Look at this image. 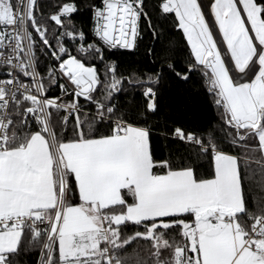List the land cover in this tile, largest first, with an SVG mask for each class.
Returning a JSON list of instances; mask_svg holds the SVG:
<instances>
[{"label": "snow or ice", "instance_id": "1", "mask_svg": "<svg viewBox=\"0 0 264 264\" xmlns=\"http://www.w3.org/2000/svg\"><path fill=\"white\" fill-rule=\"evenodd\" d=\"M36 6L37 0H0V68L8 69L0 79V264H15L22 245L40 250V264H145L139 251L127 252L137 240L150 242L151 264H264V0H161L162 14H174L194 58L188 71L206 77L229 144L242 150L229 154L213 133L205 139L176 128L175 138L195 149L186 166L155 160L150 129L112 102L125 82L147 84V111L155 112L151 85L160 77L125 81L108 64L102 78L85 63L103 62L105 49L136 48L141 19L151 27L145 0L93 6L97 42L87 45L82 30L65 24L78 11L75 3L47 17L51 33L38 22ZM29 25L59 62V76L55 68L39 72ZM65 37L81 42L77 55ZM61 78L69 102L46 95L45 80ZM70 119L72 138L65 139ZM101 125L105 134H98ZM203 157L210 178L197 175ZM248 181L259 199L250 187L246 195ZM129 223L144 231L122 236Z\"/></svg>", "mask_w": 264, "mask_h": 264}, {"label": "trees", "instance_id": "2", "mask_svg": "<svg viewBox=\"0 0 264 264\" xmlns=\"http://www.w3.org/2000/svg\"><path fill=\"white\" fill-rule=\"evenodd\" d=\"M63 3H75L78 11L71 15L70 21L65 19L66 26H74L76 32L83 31L85 40L83 43L97 42V38L92 34L93 16L92 7H100L101 0H37L35 16L40 23H46L49 33L55 27L54 22L47 20L51 14L57 11L59 5ZM161 0H145V11L148 13L149 20L141 19L140 21V37L137 40V46L134 50L113 49L111 51L104 50V61L91 60L85 61L86 65L95 64L98 73L103 78L105 74V66L114 64L116 67L117 78L125 81L131 80H147L148 77L156 79L160 77L158 84L151 85L156 92L155 112L147 111L148 100L143 95L145 87L149 86H133L127 82L122 85L123 91L114 93L113 103L121 112H127L131 122L141 127L150 129L151 150L155 160H170L176 166H186L189 156L195 151L194 146L181 141L174 136L176 128L182 129L186 134L192 133L197 137L207 138L209 133H213L219 142V147L226 153L233 155H241L242 150L233 148L229 144L227 129L221 120V109H218L214 103L213 96L207 91L206 77L201 70L189 72L188 66L193 62L190 48L183 35L182 30L177 26L174 14H162L159 5ZM41 17L44 19L42 20ZM29 31L36 41L35 52L38 58V70L46 76L50 68H58L56 61L51 52L42 44L38 34L29 25ZM50 41H53L49 35ZM64 44L73 55H77L76 49L81 43L79 40H71L64 38ZM43 49V51H41ZM63 58H67L66 56ZM169 64L173 67L169 68ZM176 73L187 75L188 79H181ZM56 75L59 74L56 71ZM50 84L45 80L47 88V97L54 98L60 95L59 84ZM73 97L61 99L63 102H69ZM80 105L88 111H95L94 105L88 104L83 98H79ZM143 113V115H139ZM74 121L69 120L68 131L64 134L65 139H71V128ZM107 131L104 125L100 126L98 134H105ZM252 155L258 157V153ZM193 159L195 157L193 156ZM198 177L210 178V167L207 157L197 161ZM255 169L258 166L253 163ZM157 171L163 172V169ZM251 188L252 196L259 199L262 194L257 190L256 184L252 181L246 182V195L248 188ZM74 203H78V197L74 199ZM248 207L254 210L255 205L251 198L248 197ZM186 219L191 221L193 218L187 216ZM136 231H144L143 226H136L129 223L123 229L122 236H131ZM151 250L150 242L137 240L127 249V252L139 251L140 258L145 264H151L149 252ZM40 250L32 248L22 250L16 256L15 264H40ZM40 259V261H39Z\"/></svg>", "mask_w": 264, "mask_h": 264}, {"label": "built area", "instance_id": "3", "mask_svg": "<svg viewBox=\"0 0 264 264\" xmlns=\"http://www.w3.org/2000/svg\"><path fill=\"white\" fill-rule=\"evenodd\" d=\"M92 11V10H91ZM92 16H93V13H92ZM25 44H27V41H25L24 42ZM224 55V54H223ZM222 55V56H223ZM8 71V69L7 68H0V79H5L6 78V76H5V73ZM57 72H58V70H57ZM59 73V72H58ZM60 75V74H59ZM61 80H62V83H66V80L64 79V78H61ZM68 87H69V91H71L72 90V86L71 85H68ZM58 97H60L61 99H63V98H69V97H73V96H71V95H64L62 92H61V89H60V95L58 96ZM40 259H41V254H40ZM40 259H39V261H40Z\"/></svg>", "mask_w": 264, "mask_h": 264}, {"label": "bare ground", "instance_id": "4", "mask_svg": "<svg viewBox=\"0 0 264 264\" xmlns=\"http://www.w3.org/2000/svg\"><path fill=\"white\" fill-rule=\"evenodd\" d=\"M201 2L205 5H207L209 3V0H201ZM205 11H207V9H205ZM214 36L216 37V39H218V40L220 39V36L218 35L217 29L214 30Z\"/></svg>", "mask_w": 264, "mask_h": 264}, {"label": "rangeland", "instance_id": "5", "mask_svg": "<svg viewBox=\"0 0 264 264\" xmlns=\"http://www.w3.org/2000/svg\"><path fill=\"white\" fill-rule=\"evenodd\" d=\"M209 3H210V0H209ZM218 30V29H217ZM214 38H216L215 36H214ZM220 39H221V37H220ZM226 50V46H222V55L224 54V51ZM57 70H58V68H57ZM58 73V72H57ZM59 74V73H58Z\"/></svg>", "mask_w": 264, "mask_h": 264}, {"label": "crops", "instance_id": "6", "mask_svg": "<svg viewBox=\"0 0 264 264\" xmlns=\"http://www.w3.org/2000/svg\"><path fill=\"white\" fill-rule=\"evenodd\" d=\"M131 202V201H130Z\"/></svg>", "mask_w": 264, "mask_h": 264}, {"label": "water", "instance_id": "7", "mask_svg": "<svg viewBox=\"0 0 264 264\" xmlns=\"http://www.w3.org/2000/svg\"><path fill=\"white\" fill-rule=\"evenodd\" d=\"M207 18V17H206Z\"/></svg>", "mask_w": 264, "mask_h": 264}]
</instances>
